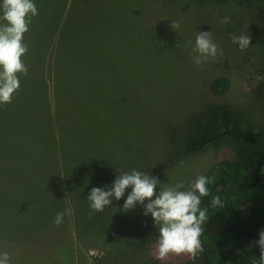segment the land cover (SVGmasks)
<instances>
[{
  "label": "trees",
  "instance_id": "16d2710c",
  "mask_svg": "<svg viewBox=\"0 0 264 264\" xmlns=\"http://www.w3.org/2000/svg\"><path fill=\"white\" fill-rule=\"evenodd\" d=\"M64 1L58 0L60 3ZM177 1H181L180 4L186 2L187 6L193 5L194 8L195 5L218 8L228 0ZM80 5L81 0H68L67 10L63 14L60 10L55 11L50 28L37 33L44 41L51 42L52 47L45 65L49 74L45 76L39 72L45 60L44 53L39 66L36 65L32 70L28 67L27 76H20V88L16 95L19 104L3 106L4 109L19 108L23 118L32 110V120L35 119L38 125L37 133L42 135L45 151L51 155L55 167L53 180L49 185L52 183V190L57 194L58 206L52 215L55 217L58 212L72 209V215L64 217L70 224L69 232L64 227L67 224L62 223L57 227V234L60 237L66 234L68 239H61L56 244L67 248L70 243L76 244L78 255L75 256L74 251L73 254L70 251L66 257L70 264H80V261L81 264H89L79 256L80 250L97 246L103 248L104 254L92 264H188L190 258L185 254H170L163 260L156 259L155 239L158 228L151 215L144 216L143 206L139 204L127 212L120 211L127 192L131 189L119 201L113 200L112 205L103 212L95 213L92 219L87 218L90 209L86 197L93 187L111 185L117 168L124 171L135 168L153 175L151 171L156 164L159 163L165 170L170 169L178 158L182 159L174 157L166 160L163 156L165 151L193 155L225 139L231 144H241L248 155L240 156L242 149L238 147V155L234 153V156L212 157L211 163L199 174L206 176L211 182L207 186L209 195L202 197L201 207L208 209L209 221L203 225L204 231L200 239L204 252L197 258V263L252 264L260 256L259 246H253V242L259 239V231L264 229V175L261 174V169H264V131L231 109L228 101L230 81L216 66L195 73L182 71V76L176 77L180 83H184L182 88L185 91L176 80H170L172 90L186 92L191 99L188 100L189 109H193L185 108L172 134L163 137V152L154 150L153 156H158L159 162L152 164L136 143V138L140 134V122H145L142 128L147 130L150 121L155 126L160 121L157 115L153 117L148 114L141 105L132 107L130 102L123 105L120 111H113L111 105L98 103L102 94L96 90L83 93L81 97L72 92L69 95L72 82L73 86L74 83L83 84L81 79L72 80L73 75L81 69L76 56H98L110 46V38L105 31L97 32L95 47L93 37H77V31L65 28L75 11L82 8ZM110 13L109 10V15ZM109 15L107 12L105 17L111 20ZM206 23L208 21L204 18L194 21L187 36H195L199 30L198 25L204 26ZM101 24L104 25L102 22ZM53 33L56 34L55 39ZM165 38L170 41L167 35ZM65 42L74 46L73 51L68 54L63 50L66 58L60 49ZM61 43L63 44L59 48ZM255 44L257 47L254 55H259L263 60L264 68V40ZM71 56L76 62L70 60ZM65 59H68L69 76L63 79L60 74L52 73L51 61L54 62L53 71H60ZM195 99L199 102L196 107L193 105L196 103ZM85 104L88 108H84ZM27 107L31 108L27 110ZM95 114H98L95 119L90 118ZM100 116L105 117L106 124L98 122ZM99 125H103V129L107 126L115 131L109 147L102 144L104 130ZM87 145L93 146L90 152L86 151ZM159 190L160 186L157 185L156 191ZM216 196L223 202V208L211 206ZM51 225L55 226L53 222L42 221L37 223V228L43 226L46 229ZM21 230L23 232L20 239H26L28 226Z\"/></svg>",
  "mask_w": 264,
  "mask_h": 264
},
{
  "label": "rangeland",
  "instance_id": "374dc122",
  "mask_svg": "<svg viewBox=\"0 0 264 264\" xmlns=\"http://www.w3.org/2000/svg\"><path fill=\"white\" fill-rule=\"evenodd\" d=\"M179 2L81 0L82 8L75 11L65 27L77 31V37H93L95 47L97 34L101 31L107 32L110 38V46L98 56H76L81 69L73 75L72 80L81 79L83 84L74 83L73 86L72 82L69 95L72 92L81 97L83 93L96 90L102 94L98 103L111 105L113 111H120L123 105L130 102L132 107L141 105L148 114L153 117L157 115L160 123L156 122L155 126L150 121L147 130L142 128L145 122H140L141 130L136 138V143L152 164L159 162L158 156L153 157L154 150L163 152V137L172 134L179 116L185 108H190L188 100L191 99L186 92L178 93L171 86L170 80H176L182 88L184 83H180L176 77L182 76V71L195 73L216 66L230 81L228 101L231 109L264 131V82L257 83L254 79L257 75L264 76L263 60L259 55H254L257 47L255 43L264 40V0H228L218 8L195 5L196 9L193 5L187 6L186 2ZM34 3L38 15L32 18L29 31L24 36L28 52L23 60L32 70L41 64L45 53L39 72L47 76L49 73L45 65L52 46L51 42L44 41L37 33L50 28L55 11L60 10L63 14L67 10L68 0L64 3L58 0H34ZM109 10L112 13L110 15ZM104 12H108L111 20L105 17ZM224 16L230 18L229 23L220 24L218 21ZM199 18L206 19L208 23L201 27L198 25V31H211L212 39L223 49V55L209 58L206 63L196 66L190 55L195 36L187 34L190 25L194 21L198 22ZM171 20L181 22V29L177 33L170 28ZM241 33L252 37L251 46L244 51L231 42L234 34ZM54 34L52 36L55 39ZM165 35L170 38L169 42ZM177 42L180 47H175ZM61 47L64 58L63 50L68 54L74 49L69 42ZM70 58L76 62L74 57ZM53 64L51 61L53 74H60L63 79L69 76L68 59H65L60 71H53ZM182 89L185 91L184 87ZM18 92L14 94L11 103L19 104L16 98ZM198 103L193 105L196 107ZM3 106L0 105V249L11 254L12 264H70L66 257L70 251L78 255L76 244L70 243L68 248L56 244L61 239H68L66 234L62 238L57 234V226L37 228L38 222L54 221L52 214L58 206V197L52 190V183L49 185L55 167L51 155L45 151L42 135L37 133L38 125L35 119L32 120L31 107L26 108L30 110L23 118L19 108L4 109ZM84 108H88V105L85 104ZM97 115H91L90 118L95 119ZM98 122L106 124L105 117L100 116ZM99 126L102 129L104 127ZM103 130L102 144L109 147L115 131L107 126ZM238 147L242 149L240 156L247 157L245 147L236 142L231 144L225 139L193 155L182 152L176 154L168 150L163 153L166 160L174 157L182 159L178 158L170 169L165 170L158 163L151 172L163 184L182 181L187 188L201 170L211 163L212 157L234 156V153L238 155ZM92 148V145H87L86 151L90 152ZM63 223L67 224L64 227L69 232L70 224L65 218ZM25 226L29 229L28 236L20 239L23 232L21 229ZM103 254V248L97 246L80 250L79 256L84 262L92 264ZM188 264H198L197 259H189Z\"/></svg>",
  "mask_w": 264,
  "mask_h": 264
},
{
  "label": "clouds",
  "instance_id": "9594fccd",
  "mask_svg": "<svg viewBox=\"0 0 264 264\" xmlns=\"http://www.w3.org/2000/svg\"><path fill=\"white\" fill-rule=\"evenodd\" d=\"M37 15L34 0H0V105L12 102L20 88V76L28 74V67L23 60L28 52L24 36L29 31L32 18ZM229 20L228 16H224L218 22L227 24ZM170 28L177 33L181 29V22L171 20ZM251 40L252 37L245 33L231 37V42L238 45L241 51L251 46ZM180 46L179 42L175 44V47ZM190 55L193 63L200 66L209 58L223 55V49L213 41L211 31H198ZM254 79L257 83L264 82V76L261 75ZM261 174L264 175V169H261ZM210 182L209 178L200 175L185 188L182 181L161 184L151 173L135 168L128 171L117 168L111 185L90 190L86 197L90 209L87 218L92 219L95 213L103 212L112 205L113 200L119 201L131 189L120 211L127 212L139 204L143 206L144 216L151 215L158 228L155 239L156 259L163 260L170 254H185L196 260L204 252L200 237L209 216L208 209L202 208L201 203L202 197L209 195L207 186ZM157 185L160 186L158 192ZM211 206L224 207L219 196L213 198ZM65 215H72V209L58 212L54 225L60 226ZM255 245L259 246L260 256L252 264H264V229L259 231V239L253 242ZM0 264H12L11 254L7 250L0 249Z\"/></svg>",
  "mask_w": 264,
  "mask_h": 264
}]
</instances>
